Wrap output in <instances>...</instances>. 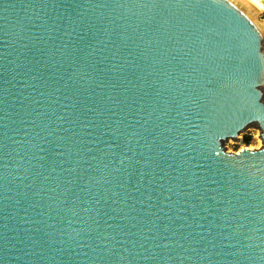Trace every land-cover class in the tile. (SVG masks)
I'll use <instances>...</instances> for the list:
<instances>
[{"label":"water","instance_id":"obj_1","mask_svg":"<svg viewBox=\"0 0 264 264\" xmlns=\"http://www.w3.org/2000/svg\"><path fill=\"white\" fill-rule=\"evenodd\" d=\"M260 15L0 0V264H264Z\"/></svg>","mask_w":264,"mask_h":264},{"label":"rangeland","instance_id":"obj_2","mask_svg":"<svg viewBox=\"0 0 264 264\" xmlns=\"http://www.w3.org/2000/svg\"><path fill=\"white\" fill-rule=\"evenodd\" d=\"M261 4L264 6V0H261ZM262 9V8H261ZM260 9V11H261ZM248 139L247 142L244 140ZM261 145V141L258 136V130L254 127L249 128L243 135H242V141H228L225 145L226 150L235 152L241 149L242 147H251L258 148Z\"/></svg>","mask_w":264,"mask_h":264},{"label":"bare ground","instance_id":"obj_3","mask_svg":"<svg viewBox=\"0 0 264 264\" xmlns=\"http://www.w3.org/2000/svg\"><path fill=\"white\" fill-rule=\"evenodd\" d=\"M245 1H247L256 10L260 11V9L263 8V5L261 4L262 3L261 0H245ZM246 148L251 149V147H246Z\"/></svg>","mask_w":264,"mask_h":264},{"label":"built area","instance_id":"obj_4","mask_svg":"<svg viewBox=\"0 0 264 264\" xmlns=\"http://www.w3.org/2000/svg\"><path fill=\"white\" fill-rule=\"evenodd\" d=\"M260 18L264 21V6H263V8L261 10Z\"/></svg>","mask_w":264,"mask_h":264},{"label":"trees","instance_id":"obj_5","mask_svg":"<svg viewBox=\"0 0 264 264\" xmlns=\"http://www.w3.org/2000/svg\"><path fill=\"white\" fill-rule=\"evenodd\" d=\"M248 139H245L244 141L247 142Z\"/></svg>","mask_w":264,"mask_h":264}]
</instances>
